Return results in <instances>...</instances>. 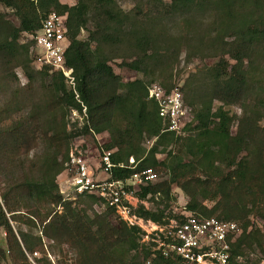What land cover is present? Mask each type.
<instances>
[{
    "label": "trees",
    "instance_id": "1",
    "mask_svg": "<svg viewBox=\"0 0 264 264\" xmlns=\"http://www.w3.org/2000/svg\"><path fill=\"white\" fill-rule=\"evenodd\" d=\"M121 1L131 6L123 8ZM0 5L17 20L0 10V197L15 231L1 204L0 224L14 247L15 264H28L24 251L44 253L43 238L50 241L47 248L71 253L70 261L57 264H144L151 256L139 227L112 223L110 207L92 209L99 196L71 200L59 191L56 178L72 140L101 132L108 135L102 148L113 149L109 179L126 180L144 168L162 176L136 185L138 216L161 224L184 220L186 214L172 209L176 186L187 197L186 213L239 225L230 242L233 264H252L235 259L255 250L264 257V0H0ZM50 11L66 15L65 64L72 68L73 88L61 72L32 64L28 35ZM174 58L214 60L189 73L179 87L191 110L180 134L166 130L157 103L147 97L153 82L172 88L174 83L160 78ZM112 62L135 77L123 81ZM17 68L26 78L22 85ZM21 217L27 228L17 224ZM41 261L51 264L46 255ZM163 262L175 264L154 258L155 264Z\"/></svg>",
    "mask_w": 264,
    "mask_h": 264
},
{
    "label": "built area",
    "instance_id": "2",
    "mask_svg": "<svg viewBox=\"0 0 264 264\" xmlns=\"http://www.w3.org/2000/svg\"><path fill=\"white\" fill-rule=\"evenodd\" d=\"M28 36L32 39V64L36 68L46 66L61 72L66 83L73 88L72 68L65 64V52L70 44L66 15L56 11L48 12L42 18L39 28ZM179 87L174 83L172 88L166 89L161 82H153L147 86V97L157 103L158 115L166 121V130L176 134H180L183 126L191 119L190 107L184 103ZM72 115L78 116L74 110ZM96 145L98 154L95 166L88 161L84 144L71 145L63 169L62 184L65 187L61 185L59 189L65 199L80 194H96L101 198V204L111 208L118 221L139 227L143 232L141 242L150 246L151 252L144 264H155L156 257L175 264L234 263L230 254V242L240 232L236 222L187 213L181 222L170 219L168 223L161 224L138 216L134 212L137 199L126 186L153 182L157 173L152 168H144L134 171L126 180L109 179V170L114 165L110 160L113 149H104L98 142ZM129 162L133 163L132 157ZM97 172L107 177L100 178ZM36 253L34 251L32 254ZM235 261L239 263L242 259L237 257ZM252 264H264V257Z\"/></svg>",
    "mask_w": 264,
    "mask_h": 264
},
{
    "label": "rangeland",
    "instance_id": "3",
    "mask_svg": "<svg viewBox=\"0 0 264 264\" xmlns=\"http://www.w3.org/2000/svg\"><path fill=\"white\" fill-rule=\"evenodd\" d=\"M63 2H67L68 4H72L75 2V0H64ZM120 4L123 8H126V9L131 6V3L129 1H121ZM0 10L2 12H5L11 21H13L14 23H17V20L13 16L10 9L5 8L2 5H0ZM84 36H85V33L82 31L81 37H84ZM24 39H26V37L22 36L21 40H24ZM213 61L214 60L211 58H208V59L204 60L203 62H201L199 60H194L190 63L183 62L182 58L181 59L180 58H174L172 60H167L166 69L163 73V76L160 79L164 80V81L168 80L169 83H176V85L182 86L186 76H188L189 73L194 72V70L197 69L202 64L211 65L213 63ZM111 64H112L114 71L116 73L120 74L123 81L131 80L136 75V73L131 71V70L118 67L117 64L114 62H112ZM16 73H17L20 84L21 85L24 84L26 82V78H25V75L22 72V70L20 68H17ZM169 74H170V78H168ZM158 82H160V81H158ZM214 104H217V102H214ZM232 110L238 111L237 107H233ZM232 129H234V127ZM106 141H108L107 133L101 132V133L96 134V137H93V138H92V136H89V135L84 136V137L83 136L77 137V138L72 140L71 145L73 143L77 144V145L84 144L85 154L88 158V161L92 163L93 160L96 159V156L98 154V147H97L96 143L98 142V144L100 146H103ZM26 157L30 158V156H26ZM162 157H163V154L158 155V158H162ZM25 158L23 156L21 157V159H23V160H25ZM28 162L29 161H27V163ZM161 178H162V176L157 173V178L153 182H156V181L160 180ZM63 179H64V173L62 171L56 178L59 189H60L61 185H62V187L64 186L62 184ZM0 186H1V182H0ZM135 190H137L136 186L133 187V189H132L133 195H134ZM172 191H173L174 195L176 196V200L172 204V209H173L174 213L175 214H183V215L187 214L186 213L187 211L184 209L186 201H187V197L184 195V193L181 191V189L176 187V186H172ZM75 197L76 196H74L70 199L72 200ZM138 203H139V201L137 199L135 204L137 205ZM142 203L145 206L150 207V206H152L153 202L149 201V200H143ZM0 204L4 210V213L6 214V216L8 218L10 224L12 225V227L15 231V228H14L15 223H13L10 220L9 214L5 210L4 205L1 201V197H0ZM207 204H211V203L207 202ZM92 209L95 210L96 212L100 213V212H105V210H107V206L101 204L100 202H95L92 204ZM20 212L23 213L24 211L21 210ZM21 218H23V220L21 221V223H17V224H19L22 228H27V226L24 224L25 217H21ZM108 218L112 223L118 222V220L116 219L115 215L112 212L110 213ZM253 222L256 225L261 227V221L259 218L254 217ZM42 242H43L44 253L42 251L37 250L36 255H34L30 252L24 251L28 264H41L42 263L41 260H42V258L45 257V255H46V258L49 259L51 264H57V260L70 261V259L72 257L70 252H67V253L65 251H63V253L59 252V250H61V248H57V247H52L51 248L52 251H50L51 249L47 248V244L50 243V241L43 238ZM63 247H66V246L63 245ZM13 249H14V247H13V245H10L9 237H7L3 225L0 224V264H15L14 260L11 258V255L13 254ZM261 257H262L261 252L259 250H255L253 252H250L247 257L241 258L242 259L241 262L245 263L246 259L249 261L251 260V261L255 262L258 258H261Z\"/></svg>",
    "mask_w": 264,
    "mask_h": 264
},
{
    "label": "crops",
    "instance_id": "4",
    "mask_svg": "<svg viewBox=\"0 0 264 264\" xmlns=\"http://www.w3.org/2000/svg\"><path fill=\"white\" fill-rule=\"evenodd\" d=\"M62 1H64V0H62ZM92 163H93V165L95 166V164H96V160H93ZM97 174H98V176H99L100 178L107 177L105 174H103V173H101V172H100V173L97 172ZM135 200H136V199H134V201H135ZM135 202H136V201H135Z\"/></svg>",
    "mask_w": 264,
    "mask_h": 264
}]
</instances>
